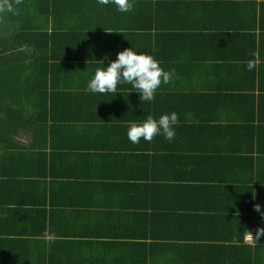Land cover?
Returning a JSON list of instances; mask_svg holds the SVG:
<instances>
[{"label": "crops", "instance_id": "crops-1", "mask_svg": "<svg viewBox=\"0 0 264 264\" xmlns=\"http://www.w3.org/2000/svg\"><path fill=\"white\" fill-rule=\"evenodd\" d=\"M43 2L26 7L31 39L20 48L52 32L47 72L60 88L68 75L79 85L70 92L86 88L133 47L180 89L151 102L130 84L116 95L84 90L74 111L63 95L48 128L19 130L13 143L25 150L9 156L13 172L0 184V264H264V236L255 241L264 219L253 207L264 211V0H134L125 13L96 0ZM78 53L86 59L64 58ZM10 102L11 113L23 105ZM172 111L171 142L128 140L130 122Z\"/></svg>", "mask_w": 264, "mask_h": 264}, {"label": "trees", "instance_id": "trees-1", "mask_svg": "<svg viewBox=\"0 0 264 264\" xmlns=\"http://www.w3.org/2000/svg\"><path fill=\"white\" fill-rule=\"evenodd\" d=\"M43 1L44 0H8L13 6V11H0V112H7L6 118L2 117L0 114V184L3 182L4 185L6 184L7 178L10 177L9 175L13 172V166L10 163L11 159L9 156H17L18 153L21 154V151L25 150L22 146L13 143L14 137H17L18 131L23 128L27 130V127H30L33 121L38 129H43V127L48 128V124L51 125L50 121L56 119L54 112L57 108V103L55 104L54 102L61 101L63 95H66L68 102L72 104L74 103L73 111L76 107L81 108L86 105L78 104L85 102L86 99H88L87 97H84L75 102V99H77V97L82 94V91L85 90L83 87L81 90L76 89L75 92H70L72 85L74 88L79 87L75 82V75H68L67 79L69 82L64 85L68 90H64L59 87L60 85L55 83V76L48 74L47 64L49 66H53L54 64L49 63V60L51 59L52 61H55V58H51V54L46 53V48L54 49L51 40L55 35L52 36V32L46 31L34 39V41L41 44H38V47L32 46L31 50L20 48V45L29 42L31 39V37L28 39V36L23 32V22L28 19V10L26 7H29L31 3L36 10V8L43 6ZM240 1L242 0H237V2ZM40 28H37L35 31ZM34 34L31 35L33 36ZM30 57H33L36 60L40 59L41 61H46V64H35L29 60ZM64 58L74 60L79 59V61H81V59H86L82 53L66 55ZM15 60H17L16 63ZM185 62H187V60ZM71 63L72 62L66 60L64 63L65 68ZM101 67L103 68L104 65ZM83 68H85V64H83V62L79 63L72 68L74 71L70 73L77 74L79 73L78 69ZM86 83L87 81H85L83 85ZM179 87L180 86L178 85L162 84L157 91H160L161 93L166 90L180 89ZM186 87L192 89V86ZM128 89H130V87ZM75 93L77 97L74 95ZM134 93L139 96L135 91ZM34 95H38V97H35ZM107 95L109 96V94ZM159 95L160 94H157V96ZM16 96L23 105L18 106L17 108V105L21 103H16V113L8 112L11 109V102L9 104L7 103ZM187 96H190L188 98L192 101L199 97V95L195 96L194 93H188ZM201 114L202 113H199L198 116L202 117ZM48 132L50 133V131ZM260 180L264 181L263 179ZM257 192L259 193V191ZM0 195L3 196V194ZM6 202L10 206L7 214H10L14 211L12 207L15 204L12 203L11 200ZM1 211L4 212L3 210ZM84 257L87 258L85 255ZM195 260L202 264V260L199 256L196 257ZM77 263H79V261ZM5 264H13V262L7 261ZM36 264H44V259L37 256Z\"/></svg>", "mask_w": 264, "mask_h": 264}, {"label": "clouds", "instance_id": "clouds-1", "mask_svg": "<svg viewBox=\"0 0 264 264\" xmlns=\"http://www.w3.org/2000/svg\"><path fill=\"white\" fill-rule=\"evenodd\" d=\"M96 3L101 6L114 5L115 9L121 13L131 11L134 6V0H96ZM0 11L12 12L13 6L8 0H0ZM105 31L112 32L106 29ZM246 67L251 71L255 65L252 61H248ZM170 79L171 73L163 69L153 55L130 47L117 52L116 58L106 66L104 64L103 68H97L88 80L85 91L100 94L115 93L116 95L118 84H130L132 91L139 94L140 101L151 102L161 84L169 83ZM177 124L178 117L175 111L162 113L158 118L148 115L142 121L130 122L126 136L133 144H139L141 139L151 142L157 135H162L165 140L171 142L175 137V125ZM253 207L264 219L261 205L254 204ZM261 236H264V228L258 227L255 241Z\"/></svg>", "mask_w": 264, "mask_h": 264}, {"label": "built area", "instance_id": "built-area-1", "mask_svg": "<svg viewBox=\"0 0 264 264\" xmlns=\"http://www.w3.org/2000/svg\"><path fill=\"white\" fill-rule=\"evenodd\" d=\"M252 234H253V229L250 228V229L247 230V232H246V239H247V240H252V239H251V238H252Z\"/></svg>", "mask_w": 264, "mask_h": 264}]
</instances>
